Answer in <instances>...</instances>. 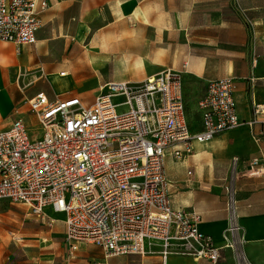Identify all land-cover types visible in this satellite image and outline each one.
Returning <instances> with one entry per match:
<instances>
[{
    "label": "built area",
    "instance_id": "built-area-1",
    "mask_svg": "<svg viewBox=\"0 0 264 264\" xmlns=\"http://www.w3.org/2000/svg\"><path fill=\"white\" fill-rule=\"evenodd\" d=\"M48 7L46 0H0V41L36 44ZM183 74L167 70L141 83H110L90 108L79 98H30L40 134L31 139L22 120L0 128V201L25 205L38 220L46 219L47 208L65 215L72 252L86 244L107 257L158 252L164 260L219 263L223 247L200 232V215L173 208L165 158L173 150L179 160L193 154L196 143L242 126L236 81L209 82L197 105L202 128L195 132L186 117ZM263 112L255 108L256 116ZM239 163L232 158L233 167ZM249 165L253 175H262L264 153ZM227 196L231 239L225 247L237 264H251L235 240L240 227L233 187Z\"/></svg>",
    "mask_w": 264,
    "mask_h": 264
},
{
    "label": "crops",
    "instance_id": "crops-1",
    "mask_svg": "<svg viewBox=\"0 0 264 264\" xmlns=\"http://www.w3.org/2000/svg\"><path fill=\"white\" fill-rule=\"evenodd\" d=\"M46 1L49 7L41 15L42 27L36 34V44L21 47L13 44L19 54L24 48L28 52L27 47L37 45L41 40L40 37L43 33L41 31L44 26L53 25V21L61 13H65V17L71 19L70 22L73 19H79L71 27L82 31L79 34L82 37L87 35V27H83L80 23V21H84V16H89L97 10L108 9L112 16L126 19L130 26L136 24L137 20L148 25L149 21L159 20L161 38L165 39L166 36L168 41L184 43L182 51L184 54L164 53L163 56L181 57L188 54L196 60L187 64L189 66L171 67L163 71H179L184 73L183 77L185 74L189 76L202 91V97L198 102L205 96L209 82L225 78L235 79V100L242 126L231 132L220 134L207 143H196L193 154L179 160L174 159L173 150H169L165 158V174L170 185L169 195H171L173 208L180 211H194L199 214L200 232L210 235L218 246L223 247L222 259L217 264H237L235 252L225 247L227 240L231 239V235L228 233L230 216L227 211V188L233 187L236 191L237 223L240 227L235 240L251 264H264V173L253 175L249 165L252 159L261 158L264 153V112L255 115V108L258 105L264 108V0ZM145 11L148 14L145 15ZM154 13L160 15L156 20ZM246 23L253 29L252 27L248 28ZM108 28L105 24L99 29L106 31ZM133 31L136 32V29ZM1 56L4 63L1 67L4 80L12 79L8 71L10 67H19L17 61L11 60V57L6 53ZM163 71L157 72V68H153L145 74L128 71L126 75L120 77H108L99 83V91L93 97L94 101L90 105H86L80 98L83 96L84 82L78 76L71 74L69 67L66 71L59 73L60 77L56 76L51 81L52 91L58 96L60 95V98H51L42 91H38L36 94L44 93L49 101L67 100L64 99L67 97L79 98L84 106L90 108L106 85L124 82L141 83ZM61 79L70 80H66L64 84L58 86L57 81ZM26 112V116L17 115L13 121L4 122L0 118V128L8 129L14 121L22 120L30 133L26 123V117L30 115L39 128L38 121L31 113L29 106ZM199 120V128L193 129L195 132L202 128L200 117ZM250 122H254V124L249 126ZM233 157L240 159L237 167L232 165ZM189 172L192 174L189 175ZM45 212L46 219H39L43 224L52 228L56 222L63 221L65 225L63 242L67 254L63 264H79L77 257L81 252L88 256H91L96 250L103 252L98 247L86 244L80 245L77 251L72 252L65 243V215L57 214L51 208H47ZM57 215H61L62 218L58 220ZM96 254L100 255L99 252ZM115 257H110V260L99 257L90 260L92 264H110V261L116 264L113 260ZM80 264H84L83 260ZM137 264L213 263L207 260L177 256H171L164 260L161 254L155 252Z\"/></svg>",
    "mask_w": 264,
    "mask_h": 264
},
{
    "label": "rangeland",
    "instance_id": "rangeland-1",
    "mask_svg": "<svg viewBox=\"0 0 264 264\" xmlns=\"http://www.w3.org/2000/svg\"><path fill=\"white\" fill-rule=\"evenodd\" d=\"M146 11L145 15L148 14ZM159 16L156 15L155 20ZM83 19L80 23L87 27L86 36H79L82 31L71 27L79 19L70 22L71 19L61 13L53 25L44 26L37 45L27 47L28 52L24 48L21 54L13 44L0 41V118L4 122L13 121L17 115L26 116L28 100L38 91L45 92L51 98H60L52 91L51 81L69 67L71 74L84 82L85 88H82L83 96L80 98L90 105L99 91V83L108 77H120L128 71L145 74L153 68L160 72L171 67L189 66L187 64L196 60L188 54L181 57L163 56L164 53H183L184 43L168 41L166 36L165 39L161 38L159 20L149 21V25L137 20L136 24L130 26L126 19L112 16L108 9L94 11ZM105 24L108 30L99 29ZM131 29H136V32ZM3 53L9 55L11 60L15 59L19 66L9 68L8 74L12 79L4 80L1 68L4 64ZM66 80L70 79L57 81L58 86ZM184 84L186 117L191 127L198 129L197 102L202 97V91L186 74ZM26 123L30 137L34 139L40 134L34 118L27 116ZM61 218V215H57L58 220ZM64 236L63 221L56 222L50 228L33 217L25 206L0 201V264H63L67 254ZM95 252L91 256L81 252L77 261L79 264L82 260L84 264H92L91 258L111 259L100 250ZM149 255L115 257L113 260L116 264H137Z\"/></svg>",
    "mask_w": 264,
    "mask_h": 264
}]
</instances>
